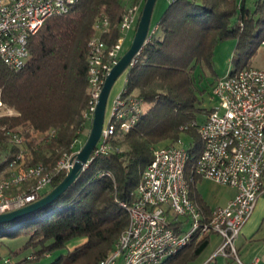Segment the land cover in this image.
Instances as JSON below:
<instances>
[{
    "label": "trees",
    "instance_id": "1",
    "mask_svg": "<svg viewBox=\"0 0 264 264\" xmlns=\"http://www.w3.org/2000/svg\"><path fill=\"white\" fill-rule=\"evenodd\" d=\"M125 2L80 0L68 13L47 19L30 37L31 56L23 68L14 70L0 61V97L16 112L0 116V146L9 141L5 130L22 126L29 138L25 148L30 164L52 168L64 153L74 151L88 121V41L96 20L107 15L109 31L103 38L110 45L117 42ZM154 26L137 62L127 69L125 84L126 94H138L149 105L144 115L130 131L117 130L109 152L92 158L62 195L21 219L0 224V237L28 238L13 254L33 250L34 258L26 256L15 264L40 260L75 237H84V243L49 264H99L129 224V213L119 202L136 199L153 148L187 136L191 159L186 172L192 174L203 147L198 127L213 109L201 106L206 90L199 88L194 71L204 66L212 70L217 43L230 38L236 40L231 72L251 66L247 60L264 38V0H254L252 6L247 0H170ZM65 175L56 176L51 189ZM199 179L195 175L190 183V194L209 215L210 207L194 194ZM51 189L45 188L40 197ZM209 243L210 235L194 240L162 264H189Z\"/></svg>",
    "mask_w": 264,
    "mask_h": 264
},
{
    "label": "built area",
    "instance_id": "2",
    "mask_svg": "<svg viewBox=\"0 0 264 264\" xmlns=\"http://www.w3.org/2000/svg\"><path fill=\"white\" fill-rule=\"evenodd\" d=\"M79 1L0 0V61L14 70L23 68L31 56L30 37L47 19L68 13ZM141 10V3L126 6L119 27L122 34L112 45L103 38L109 31L108 16L103 15L95 22V33L88 41L87 124L92 122L107 75L122 56L125 33L136 29ZM261 45L264 47V38ZM139 54L129 67L137 62ZM211 89L218 105L198 127L203 147L192 174L188 177L186 172L191 153L182 139L153 148V160L144 168L136 199L119 202L129 213V224L99 264H162L192 241L213 233L222 237L213 257L233 256L243 264L238 258L235 241L264 189V66L229 72L218 78ZM126 90L124 87L115 97L99 143L83 171L96 155L109 152L117 130L130 131L144 115V99L138 94H126ZM7 107L0 97V116L12 113L10 109L3 112ZM187 127L182 126V129ZM25 133L23 127L4 132L17 148L8 151L7 155H11L5 159L8 174L0 177L2 214L38 199L56 176L69 171L78 152L80 139L74 151L64 153L52 168L43 163L24 166L25 158L29 157ZM195 175L233 187L236 194L227 204L215 207L207 215L190 194V183ZM171 212L176 217L173 218ZM188 221L191 226L186 229ZM28 258L34 255L30 253ZM4 264L15 262L7 257Z\"/></svg>",
    "mask_w": 264,
    "mask_h": 264
},
{
    "label": "rangeland",
    "instance_id": "3",
    "mask_svg": "<svg viewBox=\"0 0 264 264\" xmlns=\"http://www.w3.org/2000/svg\"><path fill=\"white\" fill-rule=\"evenodd\" d=\"M126 1V5H130L135 3L133 0H124ZM254 0H247V3L249 6L253 5ZM144 5V4H143ZM142 5V7H143ZM170 5V0H157L155 7L152 12V18H151V27L154 28L159 18L162 15V12H164L168 6ZM136 29L133 28L125 33V39H124V45L123 50L120 54H124L130 45L132 44L135 36ZM264 36V31L263 34ZM236 47V40L234 38L225 39L222 41H219L216 45V48L214 49V56L212 61V70L208 67H197L194 71V77L195 80L199 86V88H204L206 91L203 93V103L202 107L212 109L218 105V100L214 96L212 92V86L213 83L220 77H223V75L228 74L231 72V70L235 69L236 63L234 62V55H235V48ZM236 56V55H235ZM248 65L254 66V67H262L264 66V47L260 44L257 47V50L254 52L253 55H250L249 60H247ZM128 70H125L115 81L112 90L108 98L107 102V108H106V115L105 120L108 121V118L110 116V113L112 111V105L115 97L119 94V92L122 91V89L125 87L126 84V77H127ZM136 92V91H135ZM147 103H143L142 105L146 109L149 105H146ZM7 109H10L12 113H7L9 115L15 114V110L11 109L10 107L5 108L3 112H6ZM2 112V113H3ZM200 121L204 119V115H198ZM91 123L87 124V127L84 129L83 132H81L80 140L77 144L78 150L82 147V145L85 144V142L88 139L89 132L91 129ZM22 126L18 127L21 128ZM37 137L36 135H32L31 137ZM25 142L29 140L27 138V135H25L24 138ZM39 140V138H38ZM182 142L185 146L188 147L189 145V138L187 136L182 137ZM7 145H1L0 146V162L8 159L9 155H7L8 151L12 150L15 151L17 147H15L12 143L9 141L6 143ZM112 144V143H111ZM110 144V145H111ZM163 145V144H162ZM161 145V146H162ZM168 145V144H167ZM6 146V147H5ZM112 148V145H111ZM28 159L25 158L24 166L30 165ZM8 174V166L7 163L0 168V177H4ZM228 186L217 183L213 180L209 179H199L198 182L194 186V192L195 193H201L203 194L209 201L210 206L215 205L222 201V197L227 193ZM51 189V185L46 186V190ZM171 216L174 218L176 217V214L174 212H171ZM191 221H188L186 223V229L190 228ZM26 236H19L17 238H10L7 236L0 237V264H4V259L7 257H10L15 263L18 262L20 259L26 258V256L32 254L33 250L31 248L25 249L19 254H13L12 252L19 250L27 241ZM85 241L84 237H75L72 240H70L67 243V246H65L61 250H56L55 252L49 254L48 256L43 257L40 260H29L27 264H49L51 263L55 258L60 256V254H68L69 251L74 250L77 246L83 244ZM214 241V240H213ZM213 243L211 242L207 249L200 255L199 258H197L194 262H191L190 264H204L205 258L210 255L211 251L213 250ZM217 259L212 260L208 264H222V258L216 257ZM218 261V262H217Z\"/></svg>",
    "mask_w": 264,
    "mask_h": 264
},
{
    "label": "water",
    "instance_id": "4",
    "mask_svg": "<svg viewBox=\"0 0 264 264\" xmlns=\"http://www.w3.org/2000/svg\"><path fill=\"white\" fill-rule=\"evenodd\" d=\"M144 1L139 21L137 26H135L136 32L134 39H132L133 42L128 50L120 57L117 63L112 66V69L105 79L99 101L97 106H95L96 109L94 111L93 119H91L92 123L88 139L76 153L74 165L68 172H66L63 180L56 185V187L52 188L46 195L39 197L25 206L16 208V210L14 209L4 212L3 214L0 213V224L14 222L31 214L32 212L39 210L40 208L42 209V207L62 195L81 175V171H83L84 166L90 160L89 158L92 157V154L97 147L96 145H98L101 138L105 121L104 118L106 115V105L110 95L109 92H111L116 79L128 69V65L131 64L138 52L140 53L148 41L147 39L150 37L152 12L157 0Z\"/></svg>",
    "mask_w": 264,
    "mask_h": 264
},
{
    "label": "crops",
    "instance_id": "5",
    "mask_svg": "<svg viewBox=\"0 0 264 264\" xmlns=\"http://www.w3.org/2000/svg\"><path fill=\"white\" fill-rule=\"evenodd\" d=\"M202 179H206V178H202ZM228 187H229L227 191L228 194L222 197L221 202L215 205H212V206H210L208 199L203 194L198 193V192L194 194L196 196L202 197L205 203L212 210L217 206H224L225 204L228 203L230 199H232L235 196L236 189L230 186ZM194 199L196 200V198ZM255 205L256 207H255V210L252 216L249 217L250 219L243 226L242 230H240L241 232L235 241L236 247H237L238 258L243 264H252V263L264 264V189L262 190L257 200V203ZM211 242L213 243L214 248L211 251L210 255H208V257L205 258L204 264H208L212 260L217 259L216 257L222 258V264H241L237 260V258L233 256L225 257L223 255H216L213 257L214 252L217 250V248L219 247V244H221L222 242V237L219 234L217 233L211 234L210 243Z\"/></svg>",
    "mask_w": 264,
    "mask_h": 264
}]
</instances>
